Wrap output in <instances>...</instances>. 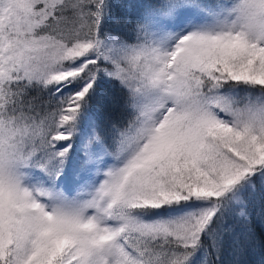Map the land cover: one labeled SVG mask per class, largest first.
Here are the masks:
<instances>
[{
	"label": "snow or ice",
	"instance_id": "6c2138e0",
	"mask_svg": "<svg viewBox=\"0 0 264 264\" xmlns=\"http://www.w3.org/2000/svg\"><path fill=\"white\" fill-rule=\"evenodd\" d=\"M0 264H264V0H0Z\"/></svg>",
	"mask_w": 264,
	"mask_h": 264
}]
</instances>
